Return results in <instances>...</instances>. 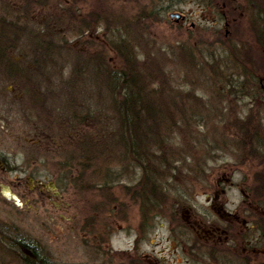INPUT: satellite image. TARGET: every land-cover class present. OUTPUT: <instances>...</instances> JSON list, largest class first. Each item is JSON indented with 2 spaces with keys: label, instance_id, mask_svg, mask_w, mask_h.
Returning a JSON list of instances; mask_svg holds the SVG:
<instances>
[{
  "label": "rangeland",
  "instance_id": "374dc122",
  "mask_svg": "<svg viewBox=\"0 0 264 264\" xmlns=\"http://www.w3.org/2000/svg\"><path fill=\"white\" fill-rule=\"evenodd\" d=\"M141 10H148L146 18L132 26L130 15ZM173 12L186 14L187 21L170 18ZM94 15L121 20L117 26L122 33L128 28L156 80L165 82L171 73V86L201 99L203 110L192 117L201 125L191 126V133L180 127L184 135L173 152L183 157L165 180L159 173L156 189L165 196L166 218L158 209L145 222L133 196L124 195L143 172L134 164L129 172L128 161L116 154V118L104 74L118 64L116 52L100 22L78 36L79 22ZM3 21L24 58L14 84L20 99L13 101L8 92L14 81L0 88V221L30 234L51 262L127 264L143 222L141 255L199 262L179 243L175 247L176 225L215 220L219 209L252 224L254 214L264 217V0H0ZM220 46L230 63L237 56V71L256 89L231 87L230 93L224 87L226 98L217 93L223 85L213 84L210 62ZM84 136L90 137L87 147ZM33 174L57 181L63 198L26 204L27 176ZM4 186L23 195L22 205L3 195ZM115 197L127 199L128 207ZM121 208L128 209L120 211L128 216L124 220L116 216ZM171 213L179 220L169 223ZM195 225L207 234L205 225ZM242 235L238 245L227 246L229 262H264V235L255 226Z\"/></svg>",
  "mask_w": 264,
  "mask_h": 264
},
{
  "label": "trees",
  "instance_id": "16d2710c",
  "mask_svg": "<svg viewBox=\"0 0 264 264\" xmlns=\"http://www.w3.org/2000/svg\"><path fill=\"white\" fill-rule=\"evenodd\" d=\"M147 14L148 10H141L130 15L132 26L141 25ZM104 17L108 16L94 15L83 19L79 22L78 36L93 29L100 22L102 31L109 39L108 45L115 50L118 57V64L105 68L104 71L106 86L112 97V113L116 118V154L121 161H128V168L134 164L143 172L134 188L129 185L126 187L124 195L133 196L141 212L147 211L151 214L159 209L162 213H167L169 210L165 208V196L156 189V185L161 180V175L165 180L166 171L183 157L180 153L173 152L177 150L178 136L184 135L180 127L184 125L186 133H191V126L201 125L199 119L192 118L199 110H203L199 102L201 99L191 91L184 93L171 86L174 82L171 73L165 74V82L162 79L156 80L148 70L150 66L139 58L137 44L127 34L128 28L124 26L125 33H122L117 26L121 20L111 22L108 18L103 19ZM220 48L214 50L210 62L214 72L213 84L223 85L218 86L217 93L226 98L224 87L229 88L230 93L231 87L244 93L249 88L246 81L240 80L242 74L237 71V56H230V63L225 57L228 53L226 48ZM215 52H224V55ZM187 115L190 117H186ZM89 138L83 137L84 147L89 145ZM262 160L264 161V156ZM130 170L131 168L129 172ZM115 200L128 207L127 199L119 200L115 197ZM121 209L116 212L119 220L127 216L121 212L125 213L128 209ZM110 211L114 213V210ZM252 222L257 232L264 235V217L254 214ZM51 261V254L45 252L44 247L37 244L30 234L22 232L12 223L0 221V264H60Z\"/></svg>",
  "mask_w": 264,
  "mask_h": 264
},
{
  "label": "flooded vegetation",
  "instance_id": "af4514ba",
  "mask_svg": "<svg viewBox=\"0 0 264 264\" xmlns=\"http://www.w3.org/2000/svg\"><path fill=\"white\" fill-rule=\"evenodd\" d=\"M257 6V2L254 4ZM183 16L180 21H187L188 17L186 14L181 13ZM5 22L9 25V21ZM7 28V32L5 34L4 28ZM20 41H18V37L14 34H10V30L8 26L4 25L0 22V88L3 90V87L7 84V87H10L11 82L12 87L8 90L9 94H13L12 100L18 101L20 99V88L14 86L16 82H20V71H21V60L24 58V55H21L20 51ZM16 51V54L13 52ZM2 68H4L2 70ZM253 72V71H252ZM245 75V74H242ZM242 81H245L242 76ZM247 83V87H248ZM248 88H255L254 84L249 85ZM264 90V86L261 85L259 89ZM260 91V90H259ZM260 94V93H259ZM1 97L4 96V91L0 93ZM12 96V95H11ZM261 98L262 97L261 95ZM6 101H8L6 99ZM1 158V156H0ZM5 164L0 160V168H4ZM27 180L29 181V189L28 192L25 193V203L33 201L41 202L47 198L53 199H62V193L60 190V186L57 181L53 179H47L42 175H30L27 176ZM12 191H14L20 197L22 194L16 192L12 187H10ZM157 212V211H155ZM154 213V212H153ZM219 216L217 215V219L210 220L207 216V222L200 221L195 222L198 224V227L204 226L207 228V234L202 235L198 231V228L195 224H191L190 222L183 221L181 224V219L179 221L180 225H176L177 227L172 229V240L175 242V247L177 244L181 245V247L188 252L192 257H197L199 262H186L188 264H264V262H250L248 260L245 262L244 260H239L241 262H229L227 258L229 253H227V246H231V244L238 245L239 242L236 237L243 236L242 231L245 228H253V224L250 220L240 213H232L226 210L219 209ZM162 214V213H161ZM165 218L167 213H163ZM143 220L146 221L148 219L149 212L142 211L139 213ZM128 217V216H126ZM125 217V218H126ZM179 220V216H175L171 213V217L169 218V223ZM183 218V216H182ZM124 220V219H123ZM145 222L140 223L141 230H139L136 236V243L133 248H131V252L129 253V262L127 264H181V262H160L157 258H150V256L145 253L143 255L140 254L137 243L139 239L144 236L146 224ZM220 223V224H217ZM143 234V235H142ZM236 241V242H235ZM238 250V249H237ZM245 251V249H243ZM242 255V253L236 254L237 257ZM200 255V256H199ZM249 255V254H248Z\"/></svg>",
  "mask_w": 264,
  "mask_h": 264
},
{
  "label": "water",
  "instance_id": "95a60500",
  "mask_svg": "<svg viewBox=\"0 0 264 264\" xmlns=\"http://www.w3.org/2000/svg\"><path fill=\"white\" fill-rule=\"evenodd\" d=\"M182 16L183 15L181 13H178V12H175V13H171L170 14V17L171 18H175L176 21H178L180 18H182ZM4 188H5L4 189L5 191H3V195L6 198L13 200L16 205H19V206L22 205L21 199L18 197L17 194H15L14 192H12V190L10 189L9 186H5Z\"/></svg>",
  "mask_w": 264,
  "mask_h": 264
},
{
  "label": "bare ground",
  "instance_id": "6f19581e",
  "mask_svg": "<svg viewBox=\"0 0 264 264\" xmlns=\"http://www.w3.org/2000/svg\"><path fill=\"white\" fill-rule=\"evenodd\" d=\"M253 96V95H252Z\"/></svg>",
  "mask_w": 264,
  "mask_h": 264
}]
</instances>
